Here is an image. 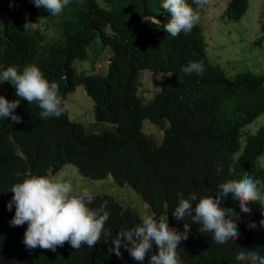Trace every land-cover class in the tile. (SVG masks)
<instances>
[{
  "label": "trees",
  "instance_id": "obj_1",
  "mask_svg": "<svg viewBox=\"0 0 264 264\" xmlns=\"http://www.w3.org/2000/svg\"><path fill=\"white\" fill-rule=\"evenodd\" d=\"M186 3L197 11L193 0ZM162 4L163 0H71L61 15L52 16L33 0H0V71L14 66L22 72L24 66L35 64L49 83L58 84L63 108L59 117L41 118L37 102L29 104L16 96L13 85L0 82L7 101L20 100L14 114L22 118L21 123L0 118V264H134L123 246L120 257L110 249L118 231L140 223L138 211L105 192L91 191L94 200L89 207L107 201L109 212L100 241L92 248L73 249L65 242L55 252L39 246L28 249L23 243L27 224L10 226L15 214L14 205L11 211L7 208L12 185L31 175L53 174L65 163H72L86 178L107 175L116 184L128 185L139 194L143 210L149 205L156 219L179 202L178 193L184 199L197 193L215 195L220 183L240 179L244 171L264 174L257 160L264 150V73L239 69L228 75L209 60L198 23L190 33L176 37L164 30L171 14ZM246 7L247 0H227L220 16L236 20ZM26 21L35 27L25 31ZM49 23L56 29L55 38H46L42 24ZM95 40L111 52L105 74L76 72L72 61L83 57ZM190 61L203 63L202 75L181 71ZM144 71L150 72L156 89L148 99L141 88L137 90ZM76 84H82L92 100L90 123L105 121L107 128L91 129L70 118L65 92ZM144 120L158 126L160 139L142 130ZM218 164L223 168L220 174ZM229 167L235 170L231 177ZM221 202L222 208L233 210L239 236L218 244L211 232L206 235L210 242L191 234L179 245L183 264H247L235 259L240 248L264 252V228L245 226L253 213L241 212L231 194ZM167 223L176 230L185 223L197 228L175 218H167ZM152 252L142 264H148Z\"/></svg>",
  "mask_w": 264,
  "mask_h": 264
},
{
  "label": "clouds",
  "instance_id": "obj_2",
  "mask_svg": "<svg viewBox=\"0 0 264 264\" xmlns=\"http://www.w3.org/2000/svg\"><path fill=\"white\" fill-rule=\"evenodd\" d=\"M33 2L38 8L43 6L47 9L50 15L59 16L65 7L70 5L71 0H33ZM193 3L199 8L205 6L208 0H193ZM162 8L171 14L170 20L163 25V28L173 37L181 32L190 33L199 22L198 13L186 3V0H163ZM34 27L35 23L26 21L24 24L25 31ZM93 44H96V47L92 48ZM102 47H107L109 53L105 57L98 58L97 53ZM85 51V55L80 59L88 54L93 61L90 66L80 64L78 69L74 68L76 72L105 74L111 55L109 47L98 45L95 40L85 48ZM181 71L189 75L192 73L202 75L203 63L190 61L181 67ZM5 81L14 86L17 97L23 98L29 104L34 101L38 103L42 110L39 113L41 118L62 115V97L59 94L58 84L49 83L35 64L24 66L22 72L14 66H8L0 71V82ZM70 91H66L65 94ZM19 104V99L9 102L0 96V118L10 117L15 123H21L22 118L14 114V109ZM101 122L107 123V127L110 125L108 122ZM263 155L264 150L257 160L264 165V159L261 158ZM61 167L55 172H58ZM216 171L220 174L223 171L222 166L218 164ZM234 173V168L229 167L228 175L231 177ZM47 176L31 175L22 182L13 184L8 190L13 195L7 208L11 211L13 205L15 206V214L10 221V226L27 224L23 243L28 249L39 246L55 252L56 248L62 247L65 242L70 243L73 249H79L81 245L92 248L100 241L104 224L109 219V212L105 210L107 201L98 208H90L89 205L92 204L94 197L87 189L89 186H83L78 193L70 182L52 180ZM106 176L97 179L87 178V180L108 179ZM111 181L114 182L112 179ZM119 186H127L133 190L125 184ZM217 189L215 195L209 192L197 193L192 194L189 199H184L182 194L178 193L179 202H173L167 211L163 209L158 219L155 218V213L148 211L149 205L145 204L146 211L137 210L140 223L129 229L118 231L112 240L114 247L110 249V252L120 257V248L123 246L134 264H142L146 255L152 252L154 244L156 251L149 256L148 264H183L179 245L191 234L206 237L207 233L211 232L212 239L218 244L233 241L239 236L237 222L233 219L234 212L230 208H222L221 202V198L227 197L228 194L236 200L241 212L253 213L254 219L245 223L246 229L258 231L264 228V174L252 175L244 171L242 178L227 179L220 183ZM167 218L168 220L172 218L186 220L194 223L197 228L189 227V224L185 223L184 227L176 230L168 226ZM206 239L209 241L207 237ZM235 259L247 264H264V252L240 248Z\"/></svg>",
  "mask_w": 264,
  "mask_h": 264
},
{
  "label": "rangeland",
  "instance_id": "obj_3",
  "mask_svg": "<svg viewBox=\"0 0 264 264\" xmlns=\"http://www.w3.org/2000/svg\"><path fill=\"white\" fill-rule=\"evenodd\" d=\"M227 0H208V3L197 9L199 15L198 24L202 27L206 38L209 60L212 59L221 65L226 73L234 74L239 69H249L254 72L264 73V0H247L244 13L236 20H229L220 16V11ZM155 19V17H153ZM46 38L57 36L56 29L52 30V24L43 25ZM256 43V44H255ZM96 44L92 45V48ZM108 48L102 47L97 57L108 55ZM87 54L83 59H75L72 62L74 68L82 65L90 66L93 59ZM150 72L144 71L141 76L143 98L148 99L154 90L150 80ZM0 96L4 97V85L0 83ZM65 103L68 104L71 119L79 120L86 127L99 129L107 127V123L93 122L92 100L86 95L82 84L75 85L74 89L65 95ZM253 129L255 126L252 127ZM245 129V128H244ZM142 130L150 133L156 140L161 138L159 128L143 121ZM264 159V155L261 157ZM52 180H66L73 185L75 192L83 186H89V191L105 192L115 198L122 206H131L136 210H142L144 204L138 194L127 186H119L110 179L87 180L81 176L74 165L65 163L58 172L47 176Z\"/></svg>",
  "mask_w": 264,
  "mask_h": 264
}]
</instances>
